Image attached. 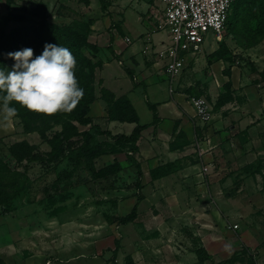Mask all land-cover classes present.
<instances>
[{
	"label": "rangeland",
	"instance_id": "rangeland-1",
	"mask_svg": "<svg viewBox=\"0 0 264 264\" xmlns=\"http://www.w3.org/2000/svg\"><path fill=\"white\" fill-rule=\"evenodd\" d=\"M252 1L235 0L234 5L237 2L241 4L242 16L236 15L233 7L228 25L217 41L219 49L216 56L239 63L257 78L256 74L264 76V67L258 70L260 64L255 65L249 59L250 55L244 56L237 51L238 45L255 49V55H261L264 62V33L259 37V33L253 32L243 19L245 9ZM41 3L46 5L45 13L51 21L79 20L88 23V41L92 47L84 48V52L88 56L94 53L92 60L102 62L101 67L95 69V96L102 99L100 88L103 82L100 85L98 81L102 79L101 76H105L106 82L111 84L112 75L118 74L121 67L122 76L129 77L127 64L122 60L120 63L108 48L124 9L143 11L144 15L147 13L141 0H93L92 4L90 0H15L9 6L6 0H0V17L8 15L11 18L7 29L24 22L14 20L12 16L35 21L37 18L32 15V11ZM161 8L159 0L151 2L148 8L151 19L156 20L155 15ZM104 16L111 18L109 23L108 18L103 19ZM234 20H237L233 25L237 30L231 31ZM93 22L95 27L92 29ZM213 35L211 29L205 34L206 46L215 44ZM105 62L110 64L105 67ZM147 62L143 58L140 64L147 68ZM203 67L198 77L208 74L206 65ZM151 68L160 70L157 64ZM197 80L199 88L192 91L191 95L204 96L214 109L222 97L226 101H235L228 79L216 85L212 77L213 87L210 89L207 86L208 90L201 88L198 83L200 79ZM149 82L146 89L152 100L154 89L168 87L170 80L164 78ZM132 83L135 84L134 81ZM118 84L119 87L124 85L121 81ZM142 91L143 88L136 91L134 101L141 120L145 121L149 111ZM100 103L106 110V101L102 99ZM97 109L98 106L91 114L97 113ZM90 117L89 123H77L81 133L65 141L61 156L47 161L45 154L50 151L51 144L36 132H25L18 117H5L3 103L0 102V158L11 173L0 179V187L4 190L0 194L2 264H264V148L257 159L250 163L239 165L231 161L224 171L215 176L216 189L212 187V193H199L192 199L182 198L186 204L209 207L207 215L202 212L198 215L191 213L193 221L190 224L179 221L177 227L170 221L169 229L164 228L167 232L163 235L164 240L156 242V246L151 245V254L146 258L142 255L143 236L157 235L160 233L158 221L167 220L176 214L159 212L163 209L158 206L164 197H149L147 201H142L140 166L126 159L128 148L122 141L116 143V138L112 137L117 134L102 129L105 117ZM56 130H60V126L56 125L47 131V136L51 137ZM87 138L88 145L99 142L104 152L94 154L91 159L84 155L77 156ZM21 139L36 147L34 153L38 154L37 159L17 162L11 156L9 146ZM231 148L230 157L235 158L240 154L234 152V146ZM114 161L120 163L119 171L112 172L104 168ZM14 180L17 182L15 188H20L17 193H14V185H11ZM129 193L138 195L136 216L130 223L122 224L118 218L128 214L132 207L119 210L117 202L125 199ZM8 194L11 197L6 199L4 196ZM4 198L6 201H3ZM163 202L166 203L165 199ZM151 207H157V210L152 208V211ZM144 222L151 223L152 227L144 228ZM211 223H215L218 228L211 227ZM234 224L238 226L233 227ZM210 232L216 233L214 236H220L221 239H210L208 246H204L203 238H211Z\"/></svg>",
	"mask_w": 264,
	"mask_h": 264
},
{
	"label": "crops",
	"instance_id": "crops-1",
	"mask_svg": "<svg viewBox=\"0 0 264 264\" xmlns=\"http://www.w3.org/2000/svg\"><path fill=\"white\" fill-rule=\"evenodd\" d=\"M152 1L155 2V0H141L144 11L147 12L145 15L143 11L124 9L118 28L114 35H111V46L108 48L110 54L120 63L124 61L127 64L126 71L129 77L122 76V68L119 67L121 72L112 75L111 84L108 83L109 81L106 82L105 76L99 79L101 83L103 82L102 85L100 83L101 87L109 89L116 97L123 95L129 99L136 110L138 121L109 119L104 106L100 103L102 99H99L98 95L90 104V114L88 113L95 119L105 117L106 121L102 123L105 126L102 129L110 130L112 134L129 135L137 124L146 125L141 130L136 143L138 150L132 153L140 166L142 201H147L149 197H164L166 203L162 199V204L158 207L163 209L159 212L176 214L167 220L158 221L157 227L160 233L152 237L143 236L142 255L146 258L151 254V245L156 246V242L164 240L163 235L167 233L164 228L169 229L170 221H173L174 226L177 227L180 225L179 221L190 224L193 221L191 213L198 215L202 212L207 215L209 207L186 204L182 198L192 199L199 193H212L211 188H215V176L224 171L231 161L234 160L239 165L250 163L257 159V155L264 148V78L257 74L258 77L254 78V74L239 63L231 62L227 57L216 56L215 53L219 49L217 41L220 38L213 35L216 39L215 44L206 46L204 41L201 53L187 60L182 70L184 76L181 72L170 79L164 72L162 62L156 53L161 43L168 41V33L157 25V20L151 19L148 8ZM91 2L93 0H90ZM156 5L159 6L157 3ZM105 18H108L109 23L111 18L104 16L103 19ZM94 23L91 24L92 29L95 27ZM237 47L238 53L244 56L250 55L249 59L253 60L255 65H261L258 70L264 67L261 55H255V49H246L242 45ZM233 52L236 53L235 50ZM143 58L148 61L147 68L140 64ZM107 64L110 63L105 62L103 65L107 67ZM156 64L160 70L155 68L154 71L151 66L154 67ZM203 65H206L208 74L198 77V73L204 68ZM212 77L216 85L228 79L231 83V93L236 99L213 108L212 118L203 122L195 116L189 99L194 96L191 95L192 91L199 88L197 79H200L198 82L200 87L208 90V87L210 89L213 87ZM164 78L170 80L169 86L155 88L151 100L146 89L150 84L149 81L158 82L159 79ZM119 81L124 83L123 86H128L119 87ZM141 88L144 90L141 93L149 111L148 119L145 121L141 120L134 101L136 91ZM150 105H153L154 109ZM97 106L98 112L91 114ZM232 146L235 148L234 152H240L235 158L229 156ZM203 167L207 169L203 171ZM137 196L134 193L127 194L125 199L117 202V208L121 210L123 207H133L138 202ZM153 209L157 210V207ZM150 224L144 222L142 225L144 228H151ZM216 224L210 225L216 227ZM208 234L211 238L208 240L203 238L204 246H208L210 239L216 240V237L217 239L220 237L214 236L216 233L213 232ZM218 243L221 244L220 241Z\"/></svg>",
	"mask_w": 264,
	"mask_h": 264
},
{
	"label": "trees",
	"instance_id": "trees-1",
	"mask_svg": "<svg viewBox=\"0 0 264 264\" xmlns=\"http://www.w3.org/2000/svg\"><path fill=\"white\" fill-rule=\"evenodd\" d=\"M14 1L15 0H6V4L9 6ZM234 4L235 0L231 6L227 25L233 11V7H235L234 13L238 16H242V12L240 10L241 4L239 2H237L236 5ZM39 5L40 6H37L32 11V15L37 18L35 21H25L22 16H12V19L14 20L24 21L19 26L7 29L8 21L11 18H9L8 15L0 17V67H11L14 63L11 58H7L4 55L6 52L19 50L24 47H32L34 55H37L43 50V46L46 42L58 43L62 46L68 47L75 56V75L80 87L84 89V95L71 112L58 111L49 115L29 110L15 101L12 102V105L17 108V114L15 117L19 118L24 131L36 132L43 140H47L51 144V149L46 152L45 158L47 161H52L61 156L66 140H69L71 137L81 133L78 131V124H86L90 122L91 117L88 113L90 111V104L95 99V69L97 67H101L102 62H94L92 60L94 53H92V56H88L84 52V48L92 47L91 43L88 41V34L90 32L88 23L79 20H69L68 22L51 21L45 13L46 5L44 3ZM243 17L244 21H246L249 25V28L253 32L259 33V37H262L264 33V0H253L249 6L246 7ZM236 22L237 20L232 21V26L235 25ZM236 30L235 26L231 28V31ZM217 52L218 51H216L215 54H217ZM262 78H264V76ZM99 83H101L100 80ZM100 93L101 98L107 103L106 111L109 119L128 122L138 121L136 110L126 96L116 97L112 91L105 87L100 88ZM2 95L3 94L0 93V97H2ZM0 102L3 103L2 98H0ZM224 102H226V99H223V97L220 98L216 108ZM151 107L154 109L153 105ZM56 125L60 126V130L54 131L53 135L48 137L47 131L51 130ZM145 127L146 125L144 124H137L129 135H112V137L116 138V143L122 141L123 144L126 145V148H128L125 153L126 159H128L130 163L136 164L138 167L139 165L132 153H135L138 150L136 143L140 137L141 130ZM87 141L88 138L84 146L78 150L77 156L84 155L88 157V159H91L94 154L104 152L101 151V144L99 142H95L94 145H88ZM35 149L36 147L25 139L14 141L9 146L10 154L17 162H21L24 159L26 161H33L37 159L38 154L34 153ZM120 166L121 165L118 161H114L111 164L106 165L104 168L106 170L116 172L119 171ZM8 174H11L10 169L0 158V179H2L1 177H7ZM140 174L141 171L139 172V176ZM19 181L21 182V180ZM11 185H14V193L20 191V188H15L17 185L15 180ZM3 192V188L1 189L0 187V194ZM4 197L8 199L11 195L8 194ZM5 198L3 201H6ZM135 216L136 204L132 207L128 214L119 217L118 220L122 224H125L133 221ZM217 264L224 263L220 262Z\"/></svg>",
	"mask_w": 264,
	"mask_h": 264
},
{
	"label": "clouds",
	"instance_id": "clouds-1",
	"mask_svg": "<svg viewBox=\"0 0 264 264\" xmlns=\"http://www.w3.org/2000/svg\"><path fill=\"white\" fill-rule=\"evenodd\" d=\"M14 63L0 67V93L5 117L17 114L15 101L29 110L54 114L71 112L84 95L75 75L76 58L58 43L46 42L34 55L32 47L4 54Z\"/></svg>",
	"mask_w": 264,
	"mask_h": 264
},
{
	"label": "built area",
	"instance_id": "built-area-1",
	"mask_svg": "<svg viewBox=\"0 0 264 264\" xmlns=\"http://www.w3.org/2000/svg\"><path fill=\"white\" fill-rule=\"evenodd\" d=\"M161 10L155 15L160 28L168 33L156 53L170 79L179 75L192 58L202 50L208 30L220 38L227 26L234 0H159ZM195 116L206 122L212 118L213 106L204 96H191ZM207 168L203 167V171ZM234 224L233 227H237Z\"/></svg>",
	"mask_w": 264,
	"mask_h": 264
}]
</instances>
